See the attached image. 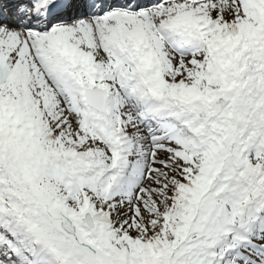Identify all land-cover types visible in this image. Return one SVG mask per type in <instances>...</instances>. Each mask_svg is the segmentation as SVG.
I'll use <instances>...</instances> for the list:
<instances>
[{"label": "snow or ice", "instance_id": "6c2138e0", "mask_svg": "<svg viewBox=\"0 0 264 264\" xmlns=\"http://www.w3.org/2000/svg\"><path fill=\"white\" fill-rule=\"evenodd\" d=\"M0 264H264V0H0Z\"/></svg>", "mask_w": 264, "mask_h": 264}]
</instances>
